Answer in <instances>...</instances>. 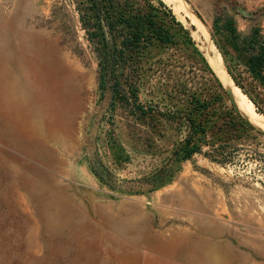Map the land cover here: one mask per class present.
<instances>
[{
  "label": "rangeland",
  "instance_id": "1",
  "mask_svg": "<svg viewBox=\"0 0 264 264\" xmlns=\"http://www.w3.org/2000/svg\"><path fill=\"white\" fill-rule=\"evenodd\" d=\"M184 1L204 29L164 2L221 82L216 17L264 28V0ZM83 37L68 0H0V264H264V132L225 164L174 159L169 126L109 107Z\"/></svg>",
  "mask_w": 264,
  "mask_h": 264
},
{
  "label": "trees",
  "instance_id": "2",
  "mask_svg": "<svg viewBox=\"0 0 264 264\" xmlns=\"http://www.w3.org/2000/svg\"><path fill=\"white\" fill-rule=\"evenodd\" d=\"M68 2L95 58L98 88L110 93V108L120 105L158 136L169 126L176 136V160L202 154L225 164L239 151H250L253 132H259L227 104L222 84L194 46L190 30L163 0ZM215 23L226 45H217L224 67L264 116V28L255 25L241 35L231 17L218 15ZM153 75L158 81L145 89L143 100L141 86ZM172 170L161 169L160 177L171 176Z\"/></svg>",
  "mask_w": 264,
  "mask_h": 264
},
{
  "label": "bare ground",
  "instance_id": "3",
  "mask_svg": "<svg viewBox=\"0 0 264 264\" xmlns=\"http://www.w3.org/2000/svg\"><path fill=\"white\" fill-rule=\"evenodd\" d=\"M164 1L170 3L172 8H174L175 10L184 9L185 11H187L186 13L190 15L189 17H191V19L194 22L199 23L200 26L204 29L199 19L195 16L194 13H192V11H190V9L188 8V4L184 0H164ZM209 57H210L209 61L213 65L212 67L215 68L219 79L221 80L225 88L229 91V94L231 95L233 102H235L241 114L246 115L247 118H249L248 122L252 126L264 132V117L255 112L252 104L247 100V98L244 95L241 94V92H239L237 87L234 85L233 80L230 78L229 74L227 73V70L225 69L219 57L218 51L215 49L214 55Z\"/></svg>",
  "mask_w": 264,
  "mask_h": 264
},
{
  "label": "water",
  "instance_id": "4",
  "mask_svg": "<svg viewBox=\"0 0 264 264\" xmlns=\"http://www.w3.org/2000/svg\"><path fill=\"white\" fill-rule=\"evenodd\" d=\"M228 73V72H227ZM234 106H235V108H236V110L239 112V114L246 120V122H248L249 120V118H247V116L246 115H243V114H241V112H240V110H239V108L237 107V105L235 104V102H234ZM249 123V122H248ZM251 125V124H250Z\"/></svg>",
  "mask_w": 264,
  "mask_h": 264
}]
</instances>
